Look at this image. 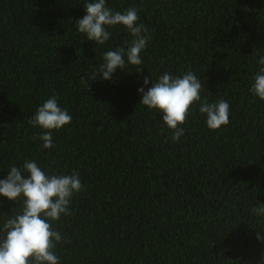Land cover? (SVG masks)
Here are the masks:
<instances>
[{"label": "trees", "instance_id": "16d2710c", "mask_svg": "<svg viewBox=\"0 0 264 264\" xmlns=\"http://www.w3.org/2000/svg\"><path fill=\"white\" fill-rule=\"evenodd\" d=\"M87 2L0 0V179L33 160L49 175L79 173L72 214L49 221L63 237L59 264H264V216L251 211L264 203V100L250 91L264 67V0H106L136 8L151 37L143 71L125 55L111 80L103 54L133 36L115 25L104 44L88 40L76 24ZM188 71L201 100L173 142L137 89ZM54 95L72 120L48 149V130L29 120ZM221 99L230 122L212 130L199 106ZM22 206L0 195V228Z\"/></svg>", "mask_w": 264, "mask_h": 264}, {"label": "clouds", "instance_id": "9594fccd", "mask_svg": "<svg viewBox=\"0 0 264 264\" xmlns=\"http://www.w3.org/2000/svg\"><path fill=\"white\" fill-rule=\"evenodd\" d=\"M86 14L76 20L77 30L86 34L88 40L104 44L111 36L105 26L123 25L133 36L130 45L109 50L103 54L104 63L100 66L103 80H111L119 68L125 69V55L127 62L136 66V71H143L141 51L151 39L149 29L143 24H137L139 19L136 8H128L123 13L114 12L106 7V0H92L85 3ZM257 63L264 66V56H260ZM91 81H95V74ZM81 83L90 88L89 81L82 78ZM149 77H143V84L149 85ZM202 84L191 71L180 76H173L165 72L158 80L151 81V86L145 91L140 87L137 91L142 98L140 104L149 109L161 112L162 121L173 130L171 139L179 141L184 134L183 125L189 114L190 107L201 100ZM260 100H264V67H260L254 77L250 89ZM200 113L206 114L207 126L216 130L229 124L230 105L226 100L208 103L204 100L199 106ZM72 116L66 109L58 105V97H49L36 110L29 120L32 126H40L48 131L43 132L39 139L43 141V148H52V130L60 129L69 124ZM24 173L25 175H22ZM79 173L71 175H49L37 163L25 161L21 168L12 166L4 179H0V195L11 201L22 199V211L4 222L0 232L4 233L0 239V264H59L55 255L57 243L63 240L60 232L54 230L49 221H57L61 215H71L70 200L74 193L83 191ZM252 213L264 216V203L252 208ZM258 240L264 241L260 232L256 233ZM67 242V241H64Z\"/></svg>", "mask_w": 264, "mask_h": 264}]
</instances>
